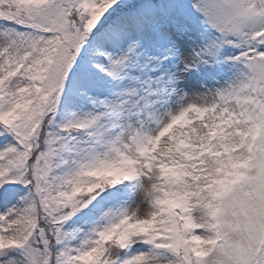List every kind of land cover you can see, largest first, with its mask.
<instances>
[{"label": "snow or ice", "instance_id": "6c2138e0", "mask_svg": "<svg viewBox=\"0 0 264 264\" xmlns=\"http://www.w3.org/2000/svg\"><path fill=\"white\" fill-rule=\"evenodd\" d=\"M0 264H264V0H0Z\"/></svg>", "mask_w": 264, "mask_h": 264}]
</instances>
